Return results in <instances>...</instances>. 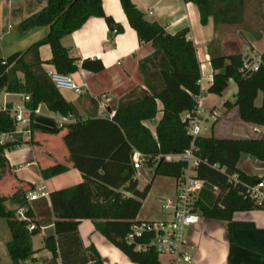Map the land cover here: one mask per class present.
Listing matches in <instances>:
<instances>
[{"label":"trees","instance_id":"obj_1","mask_svg":"<svg viewBox=\"0 0 264 264\" xmlns=\"http://www.w3.org/2000/svg\"><path fill=\"white\" fill-rule=\"evenodd\" d=\"M119 1L138 39L149 41L152 51L139 60L143 85L134 86L111 104L110 108L115 110L113 117H77L65 125L67 130L62 138L69 151L68 159L83 178L48 192L54 232L45 235L43 241L53 257L60 258V264H105L94 245L84 246L79 239L77 226L83 218L92 219L95 228L134 264H160L159 254L153 248L138 250L125 237L132 223L139 219L137 215L151 183L138 188L131 154L133 150L142 153L152 178L159 174L176 179L185 161L165 156L183 151L191 142L181 113L198 104L201 64L195 44L187 36L189 28L185 26L170 33L161 23L147 20L132 0ZM190 1L196 3L202 24L212 17L215 31L222 26L234 27L247 41L246 32L252 38L264 32V0ZM252 2L258 4L260 13L255 19L249 13ZM90 15L104 17L110 38L123 29L104 12L101 0H47L39 10L23 18L18 23L22 31L38 25H47L48 30L25 48L0 57V91L28 94L25 105L32 113L44 102L61 115L78 116L75 105L63 96L47 74L39 47L44 43L50 45L52 55L47 62L58 71H76L79 57L70 54L62 38L80 27ZM207 48L213 72L206 92L222 94L229 85V77H233L234 101L223 100L220 109L224 112L236 106L241 121L264 125V98L260 104L255 102L258 91L264 94V50L259 54L258 68L245 73L240 70L245 56L242 52H223L216 37ZM81 66L97 71L103 64L98 58H83ZM157 100L162 103V115L152 131L143 120L155 117ZM11 107V103L0 107V134L14 130ZM22 141L16 133L13 138L0 142V177L10 167L6 150ZM193 151L199 158L196 174L203 179L195 202L202 216L230 220L234 211L264 206L246 195L243 185L253 184L256 178L264 179V173L250 174L237 165L241 154L264 161V133L236 136L215 134L211 130L195 138ZM67 168L65 163L56 162L41 168L40 172L47 178ZM232 174L237 175L236 181L231 178ZM7 200L16 206H7ZM19 205H26L25 212L34 222L25 190L17 188L9 195L0 192V217L6 219L10 231L6 248L12 263L33 254L31 237L39 227L34 222L33 229L26 228L28 221L16 215Z\"/></svg>","mask_w":264,"mask_h":264},{"label":"crops","instance_id":"obj_2","mask_svg":"<svg viewBox=\"0 0 264 264\" xmlns=\"http://www.w3.org/2000/svg\"><path fill=\"white\" fill-rule=\"evenodd\" d=\"M46 1L0 0V57L25 48L47 32V25L33 26L24 31L18 28V23L23 18L39 10ZM132 1L143 11L147 20L161 23L170 33L185 26L189 28L187 36L194 42L201 64L199 97L212 96L209 101L203 102V106H215L219 109L223 100L234 101V96L225 97L224 91L222 94L206 92L213 72L207 45L216 36L211 16L206 23L202 24L198 7L190 0ZM101 3L104 12L123 26L122 31L110 38L104 17L90 15L80 27L62 38V42L69 47L70 54L79 57L78 69L70 73L72 78L77 83L86 85L81 93L70 89H60L63 96L75 105L78 116L61 115L50 110L44 102H40L32 113L30 137L22 139L21 143L6 150L10 167L0 177V192L9 195L17 188H21L27 194L29 190L39 192L44 189L47 195H39L27 200V207L32 210L34 222L39 227L31 237L33 254L21 262L12 263L10 260L6 248L10 231L6 219L0 217V264H60V258L53 257L43 241L45 235L54 232V215L48 192L55 188L69 186L83 178L80 170L68 159L69 151L62 138L67 130L65 125L76 120L77 117L106 116V111L112 103L134 86L143 85L139 60L152 51L151 43L138 39L135 29L128 23L119 0H101ZM246 35L250 42H245L236 28L229 27L221 37L219 44L221 50L225 53L240 51L246 54L248 49H251L250 54L253 51L259 55L264 50V32L258 39H253L249 32H246ZM39 55L46 61L43 66L47 67L50 64L47 61L52 55L50 45L41 44ZM83 58H98L103 64L102 69L94 71L82 67ZM204 80L207 82L205 85ZM0 94L2 96L0 107L7 103L15 106L21 104L23 100V93L20 92L2 90ZM258 97L260 100L257 101ZM263 98L264 94L258 91L256 104H260ZM100 99L105 102L104 105L99 102ZM157 107L158 110L153 119L143 120V123L152 131L156 121L162 115V103L159 100H157ZM219 111L221 117L212 126L215 134L225 135L223 133L226 131L231 133L232 126L228 128L229 124H237L241 127L243 134H233L236 136H248L246 133L254 131L264 133V125L241 121L238 118L236 106L224 112L221 109ZM0 137L4 140L9 139L8 134H0ZM56 162L65 163L68 168L50 177H42L40 169ZM143 164L145 163L141 166ZM237 165L247 173L261 175L263 171H247L243 167L252 165L262 169L264 161L248 154H241ZM172 179V186L175 188V179L173 177ZM139 183L138 179V188H142ZM6 204L9 207L16 206L9 200ZM140 210L137 218L156 219L158 215H162V218L169 216L160 207L157 211L150 210L145 214H142ZM77 232L84 246L94 245L105 264H134L95 228L92 219H81ZM186 240L191 256L189 264H264V206L234 211L230 220L205 217L200 214L199 220L188 228ZM159 261L160 264H171L167 255H159Z\"/></svg>","mask_w":264,"mask_h":264},{"label":"built area","instance_id":"obj_3","mask_svg":"<svg viewBox=\"0 0 264 264\" xmlns=\"http://www.w3.org/2000/svg\"><path fill=\"white\" fill-rule=\"evenodd\" d=\"M244 60L240 67L242 72H251L258 68L260 56L244 54ZM47 74L59 89H70L77 93L84 91L85 83H77L68 72H61L54 66L46 67ZM212 77V76H211ZM211 80V79H210ZM229 84H235L233 77H229ZM28 94H23L21 104L10 108V116L14 121V130L7 133L9 139L17 133L22 139L31 135L32 110L25 105ZM199 96L197 97L198 101ZM101 100V101H100ZM99 102L104 105L102 99ZM4 107V106H2ZM115 110L109 108L106 116L113 117ZM220 116L217 107L203 106L198 104L181 113V119L187 122L188 133L191 136L190 146L178 153H170L165 157L167 159H181L185 161L181 174L175 179V188L171 195L160 197V208L169 214L168 217L159 219L139 218L133 222L130 230L126 233V239L133 242L138 250H147L153 248L159 255H167L171 264H189L191 261L190 252L186 240L188 228L196 223L200 218V212L196 208L195 202L199 190L203 186V179L196 174V164L199 161L198 156L193 151L195 138L199 135L209 134L212 126ZM5 141L0 137V142ZM132 164L139 168L143 163V155L138 150H133ZM231 178L237 180V175L232 174ZM245 194L253 198L258 204L264 205V179H259L257 183H243ZM39 195H47V191L41 189L29 190L26 199L31 200ZM26 205H19L16 208V215L21 219H26V228L33 229L36 225L26 214Z\"/></svg>","mask_w":264,"mask_h":264},{"label":"rangeland","instance_id":"obj_4","mask_svg":"<svg viewBox=\"0 0 264 264\" xmlns=\"http://www.w3.org/2000/svg\"><path fill=\"white\" fill-rule=\"evenodd\" d=\"M249 10H250L249 13L251 14V19H255L258 16V14L260 15L257 3L252 2ZM228 28L229 27L222 26L221 28H219L216 31L215 37L218 40V44H220L221 37ZM259 37L253 38V39H258ZM247 38H248V36H247ZM245 42H248L247 39H245ZM255 55H258V54L251 51V56H255ZM203 84L204 85L207 84L206 80L203 81ZM235 89H236V85L233 83H230L228 85V87L224 90V96L225 97H228V96L233 97V92L235 91ZM211 97L212 96H208L207 98L199 97V103L202 105L203 102L209 101L211 99ZM258 100H260V97L257 98V101ZM0 101H2L1 94H0ZM220 117H221V115L217 119H219ZM231 126H232L231 133L226 131L223 134H225V135L243 134V133H241L242 131H241L240 126H238L237 124H229L228 128H230ZM246 134L248 136H254L255 134H257V132L254 131L253 133L250 132V133H246ZM243 168L246 169L247 171H257V172L263 171V173H264V168L260 169V167H252V165H250V167H243ZM136 170H137L136 176L139 179L140 187H143L147 182L151 181L150 189H149L146 197L143 199L142 206L140 208L141 209L140 212L142 214H145V213H148L150 210H156L157 211L160 207V197L171 195L174 191V186H172V182H173L172 177L158 174L152 178L151 169L145 164H143V166L137 168ZM159 218H162V215H158L156 219H159ZM128 259H130V258L128 257Z\"/></svg>","mask_w":264,"mask_h":264},{"label":"water","instance_id":"obj_5","mask_svg":"<svg viewBox=\"0 0 264 264\" xmlns=\"http://www.w3.org/2000/svg\"><path fill=\"white\" fill-rule=\"evenodd\" d=\"M259 181V178L254 179V183H257Z\"/></svg>","mask_w":264,"mask_h":264},{"label":"bare ground","instance_id":"obj_6","mask_svg":"<svg viewBox=\"0 0 264 264\" xmlns=\"http://www.w3.org/2000/svg\"><path fill=\"white\" fill-rule=\"evenodd\" d=\"M200 54L202 55V52H200ZM203 57V56H202Z\"/></svg>","mask_w":264,"mask_h":264}]
</instances>
